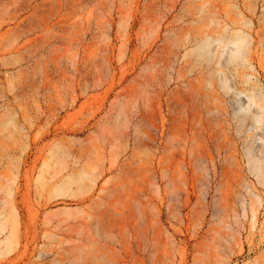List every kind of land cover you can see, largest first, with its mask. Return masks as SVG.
Instances as JSON below:
<instances>
[{"label": "rangeland", "instance_id": "obj_1", "mask_svg": "<svg viewBox=\"0 0 264 264\" xmlns=\"http://www.w3.org/2000/svg\"><path fill=\"white\" fill-rule=\"evenodd\" d=\"M263 98L264 0H0V264H264Z\"/></svg>", "mask_w": 264, "mask_h": 264}, {"label": "bare ground", "instance_id": "obj_2", "mask_svg": "<svg viewBox=\"0 0 264 264\" xmlns=\"http://www.w3.org/2000/svg\"><path fill=\"white\" fill-rule=\"evenodd\" d=\"M244 22H246V24L248 25L246 20ZM214 31L209 33V35L212 34V40L207 39L204 42V48H201L202 49L201 51H203V52L205 51L204 53L202 52L203 54H205L203 56H206L208 54L209 56H211L212 59H215L214 62H217L218 64H221L222 66H227V65L235 64V62L239 61V59L244 56V54L246 53L245 51H249L248 49L250 47H248L247 50L245 49L250 43L249 35L245 31L236 30V31H232L230 34H225V32L220 31V30L215 32V33H214ZM217 41L223 46H227L229 44H234L236 46V49H235L234 53H232L229 56L225 57L223 60H220L221 56L217 55L218 61H216V58H215L216 56H214L215 54L213 55L211 53L210 47H211L213 42H217ZM208 55L206 57H208ZM211 58H210V60H212ZM246 60H249V59L246 58ZM260 105H261V108H263V113H264V98H263V103L260 104ZM252 164L254 165L256 170L262 171L264 169V154L260 158H256L255 157L253 159V163Z\"/></svg>", "mask_w": 264, "mask_h": 264}]
</instances>
